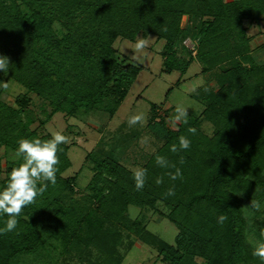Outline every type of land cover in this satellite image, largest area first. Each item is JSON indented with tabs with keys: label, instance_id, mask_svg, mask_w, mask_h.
I'll return each instance as SVG.
<instances>
[{
	"label": "trees",
	"instance_id": "1",
	"mask_svg": "<svg viewBox=\"0 0 264 264\" xmlns=\"http://www.w3.org/2000/svg\"><path fill=\"white\" fill-rule=\"evenodd\" d=\"M260 21L264 0H0V56L10 61L0 81L23 90L9 104L0 86V151L8 157L5 171L0 165V190L23 162L18 142L52 139L39 130L55 115H116L142 71L114 47L118 39L155 36L165 43L166 72L186 73L197 61L217 77L216 88L204 93L201 115L214 126L213 136L202 131L200 117L173 127L152 107L147 131L160 146L142 166L147 174L139 191L135 172L121 163L127 150L121 142L104 157L87 156L96 171L83 192L75 187L77 177H63L71 161L69 146L60 145L55 185L39 182L47 183L46 191L22 209L16 230L0 234V264L57 246L70 261L122 264L124 230L156 249L164 264H264L253 256L257 246L250 240L253 234L264 243L258 218L264 211V63L257 61L254 35L245 26ZM31 94L51 108L36 129ZM180 137L190 140V148L171 151ZM157 156L179 167L182 178L171 180L175 168L158 166ZM160 203L178 229L174 244L130 217L131 207L156 211ZM7 219L0 213V228Z\"/></svg>",
	"mask_w": 264,
	"mask_h": 264
},
{
	"label": "rangeland",
	"instance_id": "2",
	"mask_svg": "<svg viewBox=\"0 0 264 264\" xmlns=\"http://www.w3.org/2000/svg\"><path fill=\"white\" fill-rule=\"evenodd\" d=\"M245 26L249 27L250 34L254 35L251 44L255 49L254 55L257 61L264 63V21L253 25L245 22ZM140 40H143L144 47L138 50L136 45ZM194 45L189 39L185 41V46L189 49H194ZM114 47L122 56L128 57L131 62L142 68L116 115L109 118L106 113L94 112L67 118L64 114L59 113L39 130L41 134L48 133L53 136L55 133H61L67 137L65 144L69 146L68 156L71 168L63 174V177H77L75 187L79 192L86 190L96 171L95 163L87 160V156L93 153V156L104 157L106 153H111L120 142L123 146H127V150L121 157V163L134 172L142 169L147 159L160 146L156 138L147 131L153 106L158 107V115L168 120L169 126L174 127L172 117L175 115V109L177 106H182L188 111V120L192 116L202 119L201 128L205 134L213 136L215 132L214 126L201 117L206 107V103L203 101L204 93L216 88L215 71L206 74L203 72L202 65L194 61L186 73H181V70L166 72L169 69L165 66L163 58L165 43L158 41L155 36L143 32L138 35L135 42L118 39ZM191 51H193V55L196 54L194 50ZM183 54L185 55V53ZM11 86H14L17 91L14 93L7 91L4 100L9 104H14L16 96L23 90L17 84L12 83ZM30 98L32 100L30 109L33 120L32 128L36 129L39 128L41 121L46 118L51 108L34 94H31ZM139 114H143L144 121L130 126L128 120ZM180 123L178 122L175 126ZM124 138H128L129 143ZM7 161L8 157L1 150L0 165L3 171L7 168ZM2 178L3 176L0 177V179ZM129 212L131 218L143 220L151 233L169 244L175 243L178 229L168 220L170 209L164 204H158L156 211H142L131 207ZM258 218L264 222V211ZM250 226L253 230L251 222ZM254 230L256 231V228ZM262 231L264 233V228ZM250 240L255 246L262 243L253 234ZM119 251L124 259L122 264H164L160 253L143 244L133 231L124 230ZM61 252L62 248L57 246V250L51 248L40 255L21 256L15 264H87L85 260L81 262L77 258L70 261L68 256L62 255ZM97 256V252L94 251L92 261Z\"/></svg>",
	"mask_w": 264,
	"mask_h": 264
},
{
	"label": "clouds",
	"instance_id": "3",
	"mask_svg": "<svg viewBox=\"0 0 264 264\" xmlns=\"http://www.w3.org/2000/svg\"><path fill=\"white\" fill-rule=\"evenodd\" d=\"M144 47L143 40H140L136 48L142 49ZM10 66L9 58L0 56V72L5 73ZM0 86L9 92H16L17 89L11 86L8 82L0 81ZM144 121L143 114L134 115L128 120L130 126L140 124ZM178 122H188V111L182 106H177L175 115L172 117V123L175 126ZM195 132V129H190ZM67 142V137L61 133H55L52 139L47 141L21 139L18 142L16 155L22 157L23 162L14 167L10 174L6 187L0 190V213L8 216L7 222L3 228H0V234L5 232H13L17 229L18 217L22 209L32 204L38 195H42L47 189V183L55 185L57 164H58V150L59 146ZM190 140L185 137L179 138V146H172L171 151H186L190 148ZM183 163V160L180 161ZM156 164L163 168H175L174 173H169L171 180L175 181L182 178V171L175 165H170L167 159L163 156H157ZM146 170H137L134 173L135 187L139 191L144 188L146 181ZM47 183H39V182ZM157 183H160L158 180ZM174 190L169 189L167 195H174ZM253 207L259 210L260 205L254 204ZM225 217L221 216V223ZM253 256L264 261V243L258 244L253 252Z\"/></svg>",
	"mask_w": 264,
	"mask_h": 264
},
{
	"label": "built area",
	"instance_id": "4",
	"mask_svg": "<svg viewBox=\"0 0 264 264\" xmlns=\"http://www.w3.org/2000/svg\"><path fill=\"white\" fill-rule=\"evenodd\" d=\"M190 50H194L195 51V45H194V49H190Z\"/></svg>",
	"mask_w": 264,
	"mask_h": 264
},
{
	"label": "crops",
	"instance_id": "5",
	"mask_svg": "<svg viewBox=\"0 0 264 264\" xmlns=\"http://www.w3.org/2000/svg\"><path fill=\"white\" fill-rule=\"evenodd\" d=\"M264 47V46H263Z\"/></svg>",
	"mask_w": 264,
	"mask_h": 264
}]
</instances>
